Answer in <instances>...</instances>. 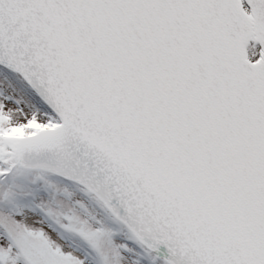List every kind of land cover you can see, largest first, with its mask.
<instances>
[{
    "label": "snow or ice",
    "instance_id": "6c2138e0",
    "mask_svg": "<svg viewBox=\"0 0 264 264\" xmlns=\"http://www.w3.org/2000/svg\"><path fill=\"white\" fill-rule=\"evenodd\" d=\"M0 264H264V0H0Z\"/></svg>",
    "mask_w": 264,
    "mask_h": 264
}]
</instances>
